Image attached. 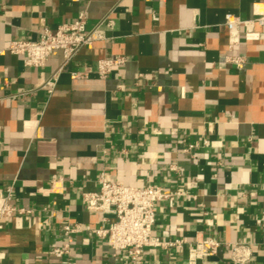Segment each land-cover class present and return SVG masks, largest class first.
<instances>
[{
    "label": "crops",
    "instance_id": "0c3cea01",
    "mask_svg": "<svg viewBox=\"0 0 264 264\" xmlns=\"http://www.w3.org/2000/svg\"><path fill=\"white\" fill-rule=\"evenodd\" d=\"M81 14L89 30L108 16L115 25L67 66L61 52L28 68L6 51ZM229 14L253 21L264 0H0V192L12 188L31 212L4 222L0 264H128L91 233L104 216L86 210L84 196L101 172L183 192L174 208L157 204L152 234L222 244L197 264H264V25L246 42L243 28L227 31ZM227 56L244 57V69ZM118 57L126 63L101 79L98 62ZM67 224L81 231L67 234ZM66 244L68 256H49ZM143 262L188 264V251L148 249Z\"/></svg>",
    "mask_w": 264,
    "mask_h": 264
},
{
    "label": "built area",
    "instance_id": "2783aa9c",
    "mask_svg": "<svg viewBox=\"0 0 264 264\" xmlns=\"http://www.w3.org/2000/svg\"><path fill=\"white\" fill-rule=\"evenodd\" d=\"M264 25V15L257 16L253 21H243L240 18L227 15L224 26L231 36H236L241 28L244 29L246 42L258 41L260 34L253 30L254 25ZM114 20L108 16L91 30L87 28V20L84 14L69 24H63L56 30L45 29L40 38L36 41H14L7 48V52L24 58L28 68H44L49 59L56 53L61 52L63 66L71 64L78 53L95 41L105 40L103 28H112ZM237 44L235 40L230 44L232 49ZM125 58L118 57L113 60H101L98 62V75L106 79L113 69L124 65ZM225 63L243 70L246 59L242 56H227ZM75 79L86 78L85 73H72ZM58 74L45 83V88L51 94ZM196 146H188L184 153L192 155ZM171 171L176 172L177 168L172 166ZM98 189L94 193L84 196V205L90 212L101 213L104 217L102 224L91 230L92 235L108 243L114 253H126L128 264H144L143 257L148 249H187L188 264H197L205 259L215 257L222 244L212 238L196 240L174 239L163 241L152 234L157 221L156 206L166 202L170 208H174L178 198L184 196L183 192H166L161 187L135 188L119 184L109 179L105 172H101L97 179ZM0 231L4 222L14 216H24L31 212L20 208L14 202L13 190L9 188L5 193L0 192ZM112 216L113 221L108 217ZM67 234L80 232L79 227L70 224L64 226ZM242 246L232 248V256L235 262L243 263L245 258L240 254ZM69 246L52 247L48 254L54 258H64L69 255Z\"/></svg>",
    "mask_w": 264,
    "mask_h": 264
}]
</instances>
